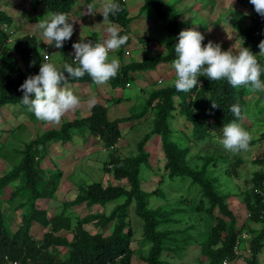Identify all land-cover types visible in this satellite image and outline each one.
<instances>
[{
    "label": "rangeland",
    "instance_id": "rangeland-1",
    "mask_svg": "<svg viewBox=\"0 0 264 264\" xmlns=\"http://www.w3.org/2000/svg\"><path fill=\"white\" fill-rule=\"evenodd\" d=\"M163 2L176 10L181 30L193 28L199 31L204 36L202 45L212 41L218 43L222 51L238 49L242 45L238 30L248 28L252 17V13L238 0H163ZM89 3L95 5L97 12L95 15L85 14V8ZM102 4L103 0H77L74 3L67 15L74 31L71 38L65 41L68 46L63 50V48H55L54 43L46 44L41 32L34 26L41 19H47L49 11L45 8L34 11L28 0H3L0 8L13 19L8 31L7 43L12 46L14 39L24 35L31 36L38 43V49L48 47L50 59L44 62L54 63L58 68L64 63L65 57L71 58L74 55L73 43L85 41L92 34L98 36L99 43L107 38L105 29L108 25L103 22L100 13ZM125 11L130 18L125 30L119 24H111L118 26L120 32L128 36V41L123 47L110 52L109 60L118 58L121 66L141 61V57L153 58L165 55L166 23L157 18L152 8L144 9L142 0H125ZM121 48L123 50L119 55L118 50ZM127 50H142V52L134 55L128 54ZM255 55L258 62H264V55L260 52ZM14 60H17L16 56L7 58L0 55V69H4L7 63ZM171 65H159L153 71L133 73V80L120 90H112L106 85L95 83L69 84L73 93L80 97L81 104L78 108L67 112L58 124L37 120L31 111L18 105L0 108V178L20 163L22 150L27 141L60 127L64 122L85 118L93 106L88 102L93 95L96 103L106 108L109 120L128 118L140 113L151 92L174 85L176 77ZM198 85L201 83L198 82ZM241 99L242 118L237 123L250 133L252 139L249 149L238 154L226 151L220 144L222 134L211 132L209 126L206 127L210 137L206 141H196L191 133L192 126L178 114L177 98L174 99L172 118L169 119L171 140L181 149L186 150V159L191 168L200 169L206 160L214 159L205 166L207 170L205 177L212 183L215 192L226 198L228 208L236 219L238 237L242 238L235 250L236 258L226 264H246V259L250 258L247 250L253 238L252 233L260 228V224L251 219L245 198L253 194L251 191L253 178L264 172V90L245 89ZM153 116L154 112L151 110L139 122L133 121L122 125L120 139L110 150L104 149L101 141L92 138L86 129L74 131L73 137L68 142L49 143L47 152L40 155L39 162L46 179L50 178L49 174L54 171L57 186L50 198L37 201V208L39 206L40 210H45L48 219L62 216L69 221L68 226L61 227L53 234L55 238H64L68 243L72 242L76 236L77 225L84 218L90 216L104 218L115 206L124 202L123 199H119L104 206L93 207L74 203L78 195L89 186L98 185L102 189L124 187L129 190L126 180L114 176L108 155L115 154L121 159L135 157L138 143L151 132ZM145 147L148 159L147 164L142 167L141 189L149 195L147 208L153 210L161 207L174 212L173 218L176 221L168 227H163L162 230L178 232L177 238L181 242L178 248L182 252L164 253L162 258L172 264H197V259L207 262V256L200 251V244L203 241L201 235L215 222L208 218L205 212H196L192 209L201 198L199 189L191 190L188 180L169 181L164 169L165 158L159 136L151 135ZM19 184L21 180L15 183V185ZM12 187L13 185L0 192V209L4 216L5 227L14 232L21 226V209L27 210L28 205L24 203V198L18 195L11 196L14 192ZM262 188L264 196V181ZM192 197H195V203L191 201ZM204 206L207 207L206 204ZM126 222L124 232L128 234V246L132 251L129 262L146 264L145 258L151 244L143 237V222L136 216L134 204L129 206ZM116 224L115 220L104 227L96 219L85 221L81 228L90 236L107 239L113 234ZM50 228V225L40 227L36 224L30 228L28 234L36 243H40ZM244 234L248 235L247 239L243 238ZM186 239H191V244L183 243ZM55 249L61 253V256L68 257L71 254L69 246L51 247L49 251ZM258 259L260 264H264V249Z\"/></svg>",
    "mask_w": 264,
    "mask_h": 264
},
{
    "label": "trees",
    "instance_id": "trees-1",
    "mask_svg": "<svg viewBox=\"0 0 264 264\" xmlns=\"http://www.w3.org/2000/svg\"><path fill=\"white\" fill-rule=\"evenodd\" d=\"M2 1L0 0V6ZM76 1L28 0V3L34 11L45 8L50 13L68 15ZM115 2L120 5V11L115 15H110L109 22L119 24L125 30L130 23V18L127 17L125 11V0H115ZM238 2L252 13L249 27L238 30L244 41L241 46L248 48L255 55L260 51L258 44L264 40V16L255 12L249 0H238ZM142 6L144 9L152 8L157 18L166 23V54L143 58L140 62L122 66L116 77L106 83L112 90L124 89L133 80V73L153 71L160 64H170L176 58L174 46L178 43V35L181 31L176 10L172 6L165 5L163 0H142ZM12 23V17L0 8V55L7 58L16 56L17 58V60L7 63L4 69H0V108L18 105L28 110V107L21 102L23 92L19 90V86L29 76L39 73L40 65L44 63V60L38 54V43L31 36L18 37L14 39L12 46L8 45V31ZM120 35H124V32H120ZM87 41H91L94 45L99 42L98 36L92 34L85 39V42ZM63 45L64 50L66 43L64 42ZM238 49L231 51L236 54ZM65 63L73 67L78 66L72 59L65 57L64 63L58 67V70L64 71ZM259 63L264 68V62ZM260 79L264 82V72L261 73ZM198 82L201 85L197 84L188 92H177L174 85L151 92L143 110L128 118L109 120L106 108L100 103H96L92 106L90 115L85 118L64 122L60 127L53 128L41 136L27 141L22 150L20 163L0 178L1 193L13 185L14 192L11 193V196L18 195L24 198V203L28 205L27 210L21 209V226L14 232L5 227L4 216L0 209V264L4 263L5 257L16 264H130L129 259L132 251L128 246V234H125L124 230L131 204H134L135 214L143 222V237L151 244L145 258L146 264H172L162 258L163 254L173 251L182 252L178 248L181 242L177 238L178 232L162 230V228L168 227L173 221H176L173 218L174 212L161 207L153 210L148 209L149 195L141 189L142 167L147 164L148 159L145 145L151 135H157L161 140L165 158L164 169L169 181L184 182L188 180L191 190L198 188L201 198L192 209L196 212H205L207 217L215 222L209 230H204L201 235L203 241L200 244V251L207 256L208 260L205 262L197 259V264H223L224 260L233 261L236 258L235 250L242 238L238 237L236 219L228 208L226 198L218 195L212 183L205 177L207 171L205 166L214 159L206 160L200 169L191 168L186 159V150L181 149L171 140L169 119L172 118L174 99L177 98L179 100L178 114L192 126L193 138L199 142L206 141L210 137L206 126H209L211 132L222 134L224 125L240 121L232 114L230 107L239 104L242 115L241 94L245 89L251 91V87L249 85L234 88L226 79L214 81L203 75L198 77ZM91 83L94 82L87 73L83 78H68V84ZM30 98L34 97L30 95ZM212 103L218 107L213 108ZM151 110L154 112L151 132L138 143L137 155L124 159L115 154L108 155L114 176L120 180H126L129 190L124 187L102 189L98 185L89 186L74 201L77 205L85 204L87 207L104 206L119 199H123L124 202L115 206L104 218L90 216L84 218L82 222H77L76 236L72 242L68 243L64 238H55L53 234L61 227L68 226L69 221L62 216L48 219L45 210H40L39 206L37 208V201L50 198L57 186L54 171L49 174L50 178H45L39 162L40 155L47 152L49 143L68 142L73 137L74 131L82 129H86L92 138L99 139L104 149H113L120 139L121 126L128 122H139ZM18 180H21V184L15 185ZM252 181L251 191L253 194L245 198V204L251 219L259 223L260 228L252 233L253 238L249 248L250 258L246 259V264H260L258 257L264 249V196L262 194L264 172L257 174ZM191 201L195 203V197H192ZM205 204L207 207L204 206ZM96 219L104 227L110 222L117 221L115 230L109 238L90 236L81 228L85 221ZM36 224L40 227L49 225L51 227L40 243H36L28 234L30 228ZM190 241L191 239H186L183 243L191 244ZM58 246H69L71 254L66 257L65 255L61 256V253L56 249L49 251V248Z\"/></svg>",
    "mask_w": 264,
    "mask_h": 264
},
{
    "label": "clouds",
    "instance_id": "clouds-1",
    "mask_svg": "<svg viewBox=\"0 0 264 264\" xmlns=\"http://www.w3.org/2000/svg\"><path fill=\"white\" fill-rule=\"evenodd\" d=\"M249 2L258 15L264 16V0H249ZM118 11H120V5L115 0H103L100 13L103 16V22L108 25L105 29L107 38L102 43L98 42L94 45L91 41L82 40L73 43L75 56L69 59L78 66L73 67L65 63L64 71H60L54 63L44 62L40 65L37 75L29 76L19 86V90L23 92L21 102L28 107L37 120L58 124L67 112L80 106V97L75 95L68 86L69 77L79 79L87 73L97 85H106L110 79L116 77L119 68L124 65L120 66L118 58L109 60V53L119 49L128 41V36L120 35L121 29L109 22V16L115 15ZM96 13L95 5L89 3L85 8V14L95 15ZM34 26L41 32L43 41L48 45L54 43L57 49L62 48L74 31L73 24L69 23L65 13H50L47 19H41ZM203 40L204 36L193 28L179 32L178 43L174 46L176 58L170 63L176 77L174 86L177 92L192 90L198 84V77L202 75L214 81L226 79L234 88L250 85L253 91L264 90V82L260 79L264 68L261 67L256 55L248 48L241 46L238 52L233 54L230 50L222 51L221 46L212 41L202 45ZM258 47L260 54L264 55V40L258 44ZM47 51L38 49V54L44 61L50 59ZM121 53L122 50H118V54ZM30 95L34 98H30ZM88 102L95 105V96L93 95ZM212 107L218 106L212 103ZM230 111L237 119L242 118L239 104L232 105ZM251 139L250 133L233 121L222 128L220 144L226 151L238 154L249 149ZM243 238L247 239V235L244 234ZM226 263L228 261L224 260L223 264ZM3 264L16 263L5 257Z\"/></svg>",
    "mask_w": 264,
    "mask_h": 264
},
{
    "label": "crops",
    "instance_id": "crops-1",
    "mask_svg": "<svg viewBox=\"0 0 264 264\" xmlns=\"http://www.w3.org/2000/svg\"><path fill=\"white\" fill-rule=\"evenodd\" d=\"M121 50H122V48H121ZM127 51H128V54L133 53L134 55L135 54H138L139 55L142 52V50H127ZM124 52H126V50H124ZM142 58H144V57H141V59ZM138 62H139V60H138Z\"/></svg>",
    "mask_w": 264,
    "mask_h": 264
},
{
    "label": "built area",
    "instance_id": "built-area-1",
    "mask_svg": "<svg viewBox=\"0 0 264 264\" xmlns=\"http://www.w3.org/2000/svg\"><path fill=\"white\" fill-rule=\"evenodd\" d=\"M43 49H46V50H48V48H47V47H44Z\"/></svg>",
    "mask_w": 264,
    "mask_h": 264
}]
</instances>
